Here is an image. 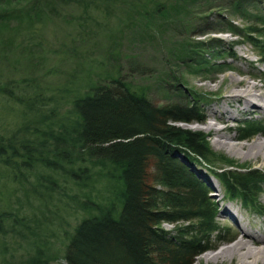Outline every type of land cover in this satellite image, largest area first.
I'll list each match as a JSON object with an SVG mask.
<instances>
[{"label": "trees", "instance_id": "obj_1", "mask_svg": "<svg viewBox=\"0 0 264 264\" xmlns=\"http://www.w3.org/2000/svg\"><path fill=\"white\" fill-rule=\"evenodd\" d=\"M198 1L168 0L155 13L186 24ZM228 1L230 14L246 21L239 29L229 20L228 30L264 59L259 0ZM40 10L8 7L0 27ZM253 17L262 25L249 23ZM207 44L185 40L178 57L196 56L194 71L211 68L197 56ZM194 121H204L196 104H155L117 76L95 81L86 73L57 86L36 77L0 81V264H194L219 229L212 190L195 166L209 165L229 198L264 211V173L234 168L205 133L177 124ZM243 123L242 139L264 133V120ZM69 217L76 222L63 226Z\"/></svg>", "mask_w": 264, "mask_h": 264}, {"label": "rangeland", "instance_id": "obj_2", "mask_svg": "<svg viewBox=\"0 0 264 264\" xmlns=\"http://www.w3.org/2000/svg\"><path fill=\"white\" fill-rule=\"evenodd\" d=\"M165 2L168 0H21L0 4V12L8 7L31 10L35 5L41 9L37 18L15 19L12 26L0 27V81L36 77L57 86L86 73L95 81L120 77L133 89L144 91L155 104H196L204 121L177 124L205 133L211 148L232 160L234 168L264 173L262 156L243 155L255 140L264 139V133L242 139L240 130L244 121L264 120V98L253 97L262 108H244V100L232 97L243 94L249 84H257L254 91L264 94L262 54L243 33L227 28L229 20L239 29L246 21L230 14L228 0H199L189 8L191 17L186 24L168 22L155 13L157 4ZM256 6L255 16L264 17V0ZM154 13L155 18H151ZM257 17L249 23L261 26ZM185 40L208 43L209 49L197 56H206L216 65L194 71L190 63L195 64L196 56L178 57ZM219 140L230 141L235 150L230 151ZM220 165L228 167L225 162ZM195 168L212 190L210 199L218 208L219 229L212 233L210 249L197 256L194 264H237L238 260L231 263L207 256L230 246L241 237L242 229L264 238V211L253 212L239 199L229 198L209 165L202 162ZM259 202L264 208V182ZM62 219H55V228ZM75 219L67 218L68 224L63 220V226L71 227ZM177 226L165 223L162 227L176 232ZM55 246L63 247L61 243ZM52 264H59L58 260Z\"/></svg>", "mask_w": 264, "mask_h": 264}, {"label": "bare ground", "instance_id": "obj_3", "mask_svg": "<svg viewBox=\"0 0 264 264\" xmlns=\"http://www.w3.org/2000/svg\"><path fill=\"white\" fill-rule=\"evenodd\" d=\"M257 84H249L244 90L243 94H237L234 97L236 100H244V108L251 106L256 108H262L263 105L257 103L253 97L260 96L264 98V94H257L254 90L257 88ZM257 98V97H256ZM264 108V106H263ZM233 116V115H231ZM212 128V124L209 125ZM222 129V128H221ZM220 128L217 130L220 131ZM229 138V137H227ZM219 144L227 146L230 151L235 150V145L227 140H219ZM243 146V145H242ZM240 149V148H237ZM236 149V151H237ZM244 156L260 157L264 159V139L258 138L254 141L247 150L243 153ZM226 213H230V209H225ZM264 238L255 235L253 232L246 229H242L241 237L237 238L230 246L225 249L219 250L208 258L217 259H229V262L233 263L238 260L239 264H261L264 261ZM237 263V264H238Z\"/></svg>", "mask_w": 264, "mask_h": 264}]
</instances>
